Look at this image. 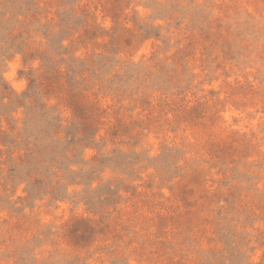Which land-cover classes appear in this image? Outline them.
Returning <instances> with one entry per match:
<instances>
[{
  "label": "rangeland",
  "instance_id": "374dc122",
  "mask_svg": "<svg viewBox=\"0 0 264 264\" xmlns=\"http://www.w3.org/2000/svg\"><path fill=\"white\" fill-rule=\"evenodd\" d=\"M0 264H264V0H0Z\"/></svg>",
  "mask_w": 264,
  "mask_h": 264
}]
</instances>
